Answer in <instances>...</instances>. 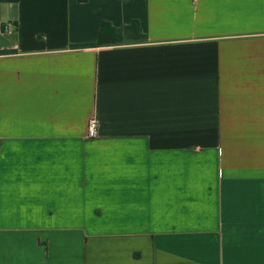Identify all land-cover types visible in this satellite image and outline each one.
<instances>
[{
	"label": "crops",
	"instance_id": "1",
	"mask_svg": "<svg viewBox=\"0 0 264 264\" xmlns=\"http://www.w3.org/2000/svg\"><path fill=\"white\" fill-rule=\"evenodd\" d=\"M0 264H264V0H0Z\"/></svg>",
	"mask_w": 264,
	"mask_h": 264
},
{
	"label": "trees",
	"instance_id": "2",
	"mask_svg": "<svg viewBox=\"0 0 264 264\" xmlns=\"http://www.w3.org/2000/svg\"><path fill=\"white\" fill-rule=\"evenodd\" d=\"M81 3L87 0H78ZM147 36L142 32L140 23L137 20L132 21L129 25L119 28L111 27L108 23H103L99 39L94 43H88L82 47H100L106 45H122L125 43L144 42Z\"/></svg>",
	"mask_w": 264,
	"mask_h": 264
},
{
	"label": "built area",
	"instance_id": "3",
	"mask_svg": "<svg viewBox=\"0 0 264 264\" xmlns=\"http://www.w3.org/2000/svg\"><path fill=\"white\" fill-rule=\"evenodd\" d=\"M88 136L90 138H96L98 136V122L94 119L89 122Z\"/></svg>",
	"mask_w": 264,
	"mask_h": 264
}]
</instances>
